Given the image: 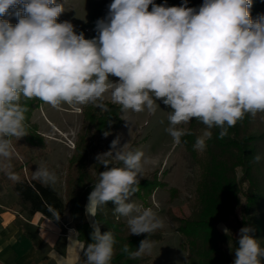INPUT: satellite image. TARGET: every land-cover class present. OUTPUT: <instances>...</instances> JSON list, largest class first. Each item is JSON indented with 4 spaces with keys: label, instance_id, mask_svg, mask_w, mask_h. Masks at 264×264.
I'll list each match as a JSON object with an SVG mask.
<instances>
[{
    "label": "clouds",
    "instance_id": "1",
    "mask_svg": "<svg viewBox=\"0 0 264 264\" xmlns=\"http://www.w3.org/2000/svg\"><path fill=\"white\" fill-rule=\"evenodd\" d=\"M18 5L23 7L15 12V25L0 19V171L14 182L20 177L11 171L12 140L28 134L22 97L80 111L90 104L106 110L101 102L108 95L122 111L146 110L150 115L162 100L171 109L165 131L174 144L190 134L182 126L193 119L206 126L193 145L199 151L206 148L214 127L223 138L246 114L264 113V15L252 18V0H203L198 8L188 7V0L170 7L153 0H112L107 16L96 22L94 39L77 34L70 22H57L65 11L57 0H0V17ZM118 144L119 138L110 151L96 156L107 170L100 172L88 196L87 212L96 217L111 201L114 212L127 219L130 235L150 236L165 222L132 197L139 191L144 166L155 160L140 150L125 151L127 143ZM113 160L124 166L109 168ZM57 179L44 165L33 172V180L44 185ZM91 227L92 243L83 248V264H112V232L101 233L96 219ZM253 231L250 225L239 230L233 264H262L264 247ZM153 245L145 239L137 250L125 244L122 252L137 259L150 255ZM58 264L68 261L61 257Z\"/></svg>",
    "mask_w": 264,
    "mask_h": 264
},
{
    "label": "trees",
    "instance_id": "2",
    "mask_svg": "<svg viewBox=\"0 0 264 264\" xmlns=\"http://www.w3.org/2000/svg\"><path fill=\"white\" fill-rule=\"evenodd\" d=\"M160 5L172 6L167 0H162ZM249 11L251 15H264V0H252ZM91 33L84 34L85 39L98 37V32ZM31 101L26 113L28 134L22 137L23 140H12L15 153L11 171L19 175L20 180L14 182L5 172L0 171V184L14 191L15 206L28 215L40 213L49 219H63L68 215L77 231L78 240L85 248L92 243L93 229L85 217L84 206L99 180L100 172L107 169L97 163L95 154L87 158L85 151L81 155L77 153L75 157L78 161H75L76 158L69 161V166L75 161L76 167L81 168L79 180L75 182L79 189L77 196L69 200V205L54 185H44L33 180V172L38 168L36 160L25 156L23 151L33 146L45 148L46 145L41 143L38 135L34 136L30 132L32 123H28L29 113L41 103L36 98ZM103 104L106 110L100 123L101 133L115 131V128H119L118 107L108 102ZM185 128L190 134L183 136L180 144L185 145L194 167L195 197L188 216L170 214L169 218L175 224L176 231L184 237L181 245L186 252V264H233L235 230L250 225L254 229L251 235L264 247V113H257L255 117L246 114L243 120L228 129V135L223 138H219L220 129L214 127L211 129L212 137L206 141L203 151L195 150L193 145L197 137L202 136L206 126L193 119ZM257 155L261 157L259 162L255 160ZM88 161H94L93 174L89 173L88 167H84ZM68 182L71 187L74 185L72 181ZM147 191L149 194L150 185ZM75 214L79 217L75 218ZM94 218L101 224V233L111 231L114 236L116 243L112 264H153L149 255L131 259L127 253L122 252V248L128 244L131 250H137L142 240L154 241L162 238V234L130 235L128 225L116 219L114 203L111 201L101 207ZM220 223L229 229V234L218 229ZM83 248L77 264H83ZM261 260L264 264V258Z\"/></svg>",
    "mask_w": 264,
    "mask_h": 264
},
{
    "label": "rangeland",
    "instance_id": "3",
    "mask_svg": "<svg viewBox=\"0 0 264 264\" xmlns=\"http://www.w3.org/2000/svg\"><path fill=\"white\" fill-rule=\"evenodd\" d=\"M167 1L172 6H181L183 3V0ZM153 2L160 5L162 0H153ZM59 3L64 5L65 11L57 18V22H70L77 34L81 31L83 34L90 32L94 34L97 32L96 22L107 16L108 6L112 0H60ZM202 4L203 0H188V7L198 8ZM22 7L23 5H18L10 9L8 14L0 19H6L15 25L18 22L15 12ZM149 11H151V5ZM251 16L255 20L261 15L257 13ZM110 79L114 82L118 81L117 77H110ZM31 102V99L21 98V104L26 105L27 108L30 107ZM107 102L111 103L108 95L101 103ZM157 103L159 105L157 111L152 115L146 110L142 113L125 112L116 105L119 128L107 132L106 136L105 132L101 133L100 130L104 109L99 110L92 104L81 106L80 111L66 104L57 109L41 101L35 109L30 111L28 123H32L30 132L34 136L38 135L41 143H44L46 147L33 146L23 151V154L36 160L37 167L47 166L50 171L57 174V182L52 185L69 205V200L77 196L79 189L78 183L75 184L81 172V168L75 165V161H78L77 156L75 157L77 153L81 155L85 151V156L89 158L94 156L93 154L97 156L108 152L111 150L112 141L117 138H119L117 147H123L127 143L125 151H143L145 156L155 160V163L144 166L139 191L134 194L132 201L145 208H152L165 222V226L156 232L162 234V238L154 240L149 255L150 260L153 264H186V252L181 245L184 237L176 231L175 224L170 220L169 215L186 217L191 213L196 191L194 167L189 160L185 145L174 144L173 138L165 131L169 126L167 117L170 107L162 100H158ZM94 106L96 108H93ZM23 139L20 138L19 141ZM90 146L93 147L90 149ZM73 159L75 161L69 166V161ZM93 162L88 161L86 166L84 165L89 168L90 174L94 172ZM112 166L123 167L124 165L121 161L113 160L112 165L108 167ZM96 171L99 172V170ZM68 181H72L74 185L71 187ZM149 185L151 191L148 194ZM74 217L79 216L75 214ZM115 217L119 223L127 225L126 218L116 213ZM224 226L223 223L218 225L219 229H223ZM239 230L233 232L234 238L239 237Z\"/></svg>",
    "mask_w": 264,
    "mask_h": 264
},
{
    "label": "crops",
    "instance_id": "4",
    "mask_svg": "<svg viewBox=\"0 0 264 264\" xmlns=\"http://www.w3.org/2000/svg\"><path fill=\"white\" fill-rule=\"evenodd\" d=\"M15 202L14 191L0 184V264H58L61 257L68 264H77L83 243L71 220L66 216L49 219L40 213L28 215ZM87 204L88 200L84 213L92 224L95 218L88 214ZM238 240L235 238L236 247Z\"/></svg>",
    "mask_w": 264,
    "mask_h": 264
}]
</instances>
